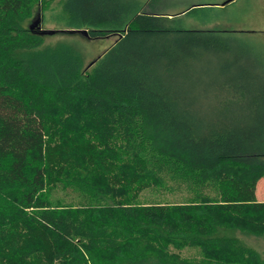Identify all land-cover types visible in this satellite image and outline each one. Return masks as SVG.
Masks as SVG:
<instances>
[{"label":"trees","instance_id":"obj_1","mask_svg":"<svg viewBox=\"0 0 264 264\" xmlns=\"http://www.w3.org/2000/svg\"><path fill=\"white\" fill-rule=\"evenodd\" d=\"M37 4L0 0V264H104L123 247L126 264L149 253L158 264H264L213 237L264 238V47L188 35L139 7L116 24L87 19L91 38L121 36L87 68L80 46L25 26ZM147 226L185 237L198 258L150 251Z\"/></svg>","mask_w":264,"mask_h":264},{"label":"rangeland","instance_id":"obj_2","mask_svg":"<svg viewBox=\"0 0 264 264\" xmlns=\"http://www.w3.org/2000/svg\"><path fill=\"white\" fill-rule=\"evenodd\" d=\"M193 1L195 0H38L36 9L25 22V26L29 28L32 26L33 21L38 19V23L32 26L31 29L29 28L30 30L37 31L38 34H40V31L56 32L52 35H42L44 36L46 43L54 44L59 41H65L69 44L75 43L80 46L84 57V67L100 56L105 50L114 44L119 37H121L114 33L108 35L106 32L98 38H91L90 32L98 31V29L96 30L92 25H87V19H97L101 22L116 24L139 7L146 12L163 14L164 16L171 15L172 18H175L173 22L174 25H172L176 28L174 30L180 29L181 31H192L189 32L188 35H198L199 37H202L205 35L204 33L195 34L194 31H215L214 33H210L209 37L221 41L229 48L236 47L238 49L249 51L250 49L257 50L256 48L260 46L264 47V37L260 35L262 34L261 31H264V20H261V23L259 22L260 24L257 25L241 24L242 21L235 18V14L230 10L233 8L230 3L226 5L225 9H222L224 6H212V4L206 6H193L190 8ZM180 5H183V10H185L182 14H179V11L182 10L178 9ZM75 8L77 9V16L72 13ZM89 12H91V15L88 14ZM88 15L91 18L86 17ZM262 16H264L263 12ZM70 30L76 31L69 32ZM79 31H85V35L81 34ZM217 31H219V33ZM174 35L179 36L182 35V33L173 32V35L170 36ZM143 193L151 195V193L145 191ZM160 194L161 195L158 198L161 202L165 203L180 202L183 198L179 194L163 192ZM255 199L258 201H264V179H260L256 184ZM97 212H100V210ZM102 213H104V211H102ZM111 216L113 217V215ZM110 220L113 222L112 219ZM131 226L132 227L130 228L127 227L128 230L124 231L123 235L132 237V232L136 231L133 228L139 229L133 224ZM164 228L165 226L162 228L155 226L142 228L144 237L143 242L145 243L146 241L145 244L150 251L162 249L161 252H163L164 250L169 249V255L174 256L175 259L180 258L186 260L191 257L195 259L198 258L195 249L190 247L189 243L184 240L185 237H167V235H172H170ZM155 232L157 233L156 235ZM214 234L213 237L222 236L226 238H236L245 246L256 251L261 259H264L263 237L245 235L239 230L229 229H219ZM167 238H173L175 240L174 245L172 243L166 245ZM106 254L107 253H103V255L100 256L101 261H103L104 264H108V262L126 264L124 263L126 258L125 255L130 256L127 247H123V250L119 252L120 255L117 254V256L119 255V258L117 259L112 255ZM149 255H151L149 264H158L154 260L153 255L151 253H149Z\"/></svg>","mask_w":264,"mask_h":264},{"label":"crops","instance_id":"obj_3","mask_svg":"<svg viewBox=\"0 0 264 264\" xmlns=\"http://www.w3.org/2000/svg\"><path fill=\"white\" fill-rule=\"evenodd\" d=\"M226 1L227 0H195L192 2L190 8H192L193 6H206L212 4V6H216V5L224 6L222 7V9H225L226 5L230 3V5L233 6V8L230 10L235 14L234 15L235 18L239 19V21L240 20L242 21L241 24L257 25L260 24L261 22L259 23L255 21L256 19L262 18V21L264 20V16H262V12L264 10V6H263L264 0H232L224 4V2ZM178 9H182L181 11H179V13L185 11L183 10L184 9L183 5H180ZM261 32L262 34L260 35L264 37V31Z\"/></svg>","mask_w":264,"mask_h":264},{"label":"water","instance_id":"obj_4","mask_svg":"<svg viewBox=\"0 0 264 264\" xmlns=\"http://www.w3.org/2000/svg\"><path fill=\"white\" fill-rule=\"evenodd\" d=\"M229 1H232V0H227L226 2H224V4H226V3L229 2ZM224 4H223V5H224ZM182 13H184V12H181V13H179V14H182ZM179 14H178V15H179ZM37 23H38V19H35V20L33 21V23H32V26L36 25ZM32 26H30L29 28L31 29ZM72 31H76V30H70L69 32H72ZM79 32H81V34L85 35V31H79ZM54 33H56V32H55V31H40V34H41V35H43V34L52 35V34H54ZM92 63H93V62H90V63L87 65V68H89V67L92 65Z\"/></svg>","mask_w":264,"mask_h":264},{"label":"flooded vegetation","instance_id":"obj_5","mask_svg":"<svg viewBox=\"0 0 264 264\" xmlns=\"http://www.w3.org/2000/svg\"><path fill=\"white\" fill-rule=\"evenodd\" d=\"M263 14H264V10H263ZM262 19L260 18V19H256L255 21H257V22H260Z\"/></svg>","mask_w":264,"mask_h":264}]
</instances>
